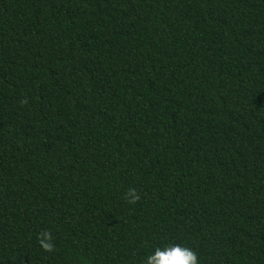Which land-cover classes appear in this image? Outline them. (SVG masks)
Returning a JSON list of instances; mask_svg holds the SVG:
<instances>
[{
  "label": "trees",
  "instance_id": "obj_1",
  "mask_svg": "<svg viewBox=\"0 0 264 264\" xmlns=\"http://www.w3.org/2000/svg\"><path fill=\"white\" fill-rule=\"evenodd\" d=\"M173 243L264 264V0H0V264Z\"/></svg>",
  "mask_w": 264,
  "mask_h": 264
},
{
  "label": "clouds",
  "instance_id": "obj_2",
  "mask_svg": "<svg viewBox=\"0 0 264 264\" xmlns=\"http://www.w3.org/2000/svg\"><path fill=\"white\" fill-rule=\"evenodd\" d=\"M38 242L46 251H51L54 248L51 235L47 230L38 234ZM144 264H200V262L194 250L173 243L164 247H156L145 257Z\"/></svg>",
  "mask_w": 264,
  "mask_h": 264
}]
</instances>
